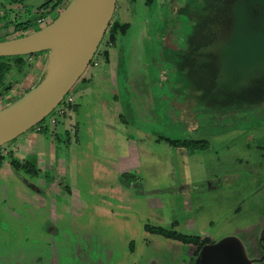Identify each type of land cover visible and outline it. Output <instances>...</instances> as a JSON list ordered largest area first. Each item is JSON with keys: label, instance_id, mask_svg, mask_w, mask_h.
<instances>
[{"label": "rangeland", "instance_id": "rangeland-1", "mask_svg": "<svg viewBox=\"0 0 264 264\" xmlns=\"http://www.w3.org/2000/svg\"><path fill=\"white\" fill-rule=\"evenodd\" d=\"M47 1L23 0L21 10H11L0 0V22L28 25L22 32L0 25V40L36 28L38 14L50 22L66 5L54 11L33 8ZM201 1L155 0L148 5L145 0H116L94 57L69 92L74 101L61 104L65 115L43 132L31 128L3 145L35 144L43 162L33 177L10 166L7 148L0 150L6 155L0 164V264L23 263L39 252L68 261L77 245L91 251L103 244L117 247L128 258L131 241L146 256L145 263L182 264L174 242L148 235L144 227L203 231L216 241L231 238L240 250L261 229L264 105L254 108V103L264 100L263 73L245 75L244 80L256 84L249 91L220 88L226 77L216 76L217 68L206 58L215 36V7L205 0L199 11ZM226 11L223 4L221 16ZM198 13L193 31L205 28L201 38L186 33ZM161 18L167 24L159 37ZM190 47L198 54L181 62L190 65L189 72L179 62L175 68L176 57L181 61L180 54ZM46 52L23 55L29 73L24 77L13 69L8 85L31 82V70ZM199 61V68L193 66ZM179 78L187 89L175 87ZM185 141H195L191 145L199 152L184 156L179 142ZM26 151L24 147L20 156ZM146 245L149 252H144Z\"/></svg>", "mask_w": 264, "mask_h": 264}, {"label": "flooded vegetation", "instance_id": "flooded-vegetation-1", "mask_svg": "<svg viewBox=\"0 0 264 264\" xmlns=\"http://www.w3.org/2000/svg\"><path fill=\"white\" fill-rule=\"evenodd\" d=\"M230 1L227 2L225 0L223 3L222 0H210L211 5L215 7V10H212V13H214L217 21L220 20V22L218 23L215 21L216 23L214 22L212 25V30L215 32V36H213V41L210 42L211 46L213 47L209 49L210 51H208L206 58L210 59V62L215 66V68H217L216 76L221 73L226 77L224 81L221 82L220 88H223V90L226 91V88L232 89V87H244L247 88L246 91H249L248 89H253L256 84L252 81L244 80L246 79L244 78L245 75L257 72L263 73L260 77H264V0ZM223 4L227 9L225 12L226 17L221 16L222 13H220ZM205 5V0H202L198 6L199 11ZM44 18L45 17H40L39 19ZM200 18L201 14L198 13L196 15L194 24H190L186 27V33H192L190 35L191 37L200 35L199 37L201 38V36L205 34L203 33L205 28H203V31L202 29L199 30V34H195L193 31V28H195L196 25L199 26L198 21ZM39 19H36L35 22L37 23V20ZM165 20L163 22V32L165 30V24H167ZM24 26L25 25L17 26L16 30H21V28L23 29ZM27 26L28 25L25 27ZM183 36H185V33ZM201 46L203 45L201 44ZM213 48L216 49L215 52ZM184 51L186 52L183 55ZM184 51L180 54L182 56V60L179 61V55L177 54V59L173 64L176 68V63L179 62L180 67L186 66L187 71L189 72L190 65H181V62L184 60L183 57L186 56L191 62V60L198 54V51H195L191 47ZM175 52L178 53L176 50ZM189 52L190 54L192 53V57H190L191 55H189ZM208 59H205V61L207 62ZM201 61H199L197 64L192 62L194 64L193 66L199 68L198 66ZM177 72L180 71L177 70ZM179 79L180 80H178L177 84H174L175 87H178L179 89H187V83L185 81H181V78ZM8 82L9 79L6 77V83L8 84ZM84 85L88 86L89 83L84 82ZM233 93L234 91L232 94ZM233 95L235 96L236 94L234 93ZM71 96L72 101L70 103L74 101L73 94H71ZM113 97L114 101H116L118 96L114 95ZM262 102H264V100H258L256 105L254 103L255 107H252L257 108L263 106L264 103L262 104ZM64 115L65 112L62 116ZM166 117L169 119L168 115ZM45 118L42 120L43 126L40 128H37V125L33 127L34 132H43L45 127L53 125L48 124ZM170 119L172 120V118ZM53 136L55 139H58V133L57 136L56 134ZM54 137L52 140H54ZM56 142L57 140L55 143ZM191 142L195 141L179 142V144L183 145L184 149H186L183 150L184 156H193L199 152V149L192 147ZM30 147H32L31 150H29ZM4 149H6V147L4 148V146H1L0 150ZM26 150L28 152L26 151L23 157L20 156L21 154L19 155L20 159H17L19 157H15L12 151L6 150V154L10 157V166L16 170L22 169L33 177L38 176L39 173H41L40 165L43 161L41 162V160L37 159V146L35 144L28 145ZM5 156L6 155L4 153H0V163L4 161ZM12 161L16 162L19 167L13 165ZM42 171L44 172V179L49 183L50 178L47 179L48 177L45 175L46 171L44 168ZM144 232L152 236L159 235L166 238L167 240H170L171 242H174L176 250L181 254L180 259L182 264H264V225L261 227V229L256 231L255 234H253L255 232L254 231L246 238L249 239L251 237V240L247 241L245 239V243L242 244V250H240V247L236 241L231 240V238L228 237L226 238L230 239L231 241L223 243L219 248H215V245L221 240H213L210 235L204 233L203 231L196 232V234H190L178 232L174 228H164L162 226L152 227L148 225L144 227ZM32 238L34 242H37L36 237ZM245 248L249 249L250 252L246 253V251H244ZM146 251H150L149 245L145 246L144 252ZM127 253L129 257L124 258L120 256V252L118 251L117 247H111L103 244L100 247H97L96 251H91L90 248H84L77 245L74 246V254L68 261H59L58 257L52 258L49 256H44V253L39 252L37 255L27 257L23 263L12 262L4 264H152L151 260H148L145 263L144 259L146 256H143L142 253L136 250L135 244L132 241L128 245ZM242 256L245 258V261H241Z\"/></svg>", "mask_w": 264, "mask_h": 264}, {"label": "water", "instance_id": "water-1", "mask_svg": "<svg viewBox=\"0 0 264 264\" xmlns=\"http://www.w3.org/2000/svg\"><path fill=\"white\" fill-rule=\"evenodd\" d=\"M115 3L69 0L50 22L45 18L37 29L0 40V57L47 51L36 81L12 102L4 106L0 103V147L41 122L75 86L98 49ZM163 22L164 18L158 22L159 37L164 34ZM55 41L62 46L52 63L50 45ZM231 240L222 239L215 248Z\"/></svg>", "mask_w": 264, "mask_h": 264}, {"label": "crops", "instance_id": "crops-1", "mask_svg": "<svg viewBox=\"0 0 264 264\" xmlns=\"http://www.w3.org/2000/svg\"><path fill=\"white\" fill-rule=\"evenodd\" d=\"M4 2H7V5H8V7L11 9V10H13V9H16V10H21L22 9V1L23 0H3ZM69 0H64V4H66L67 2H68ZM45 3V2H44ZM42 5V4H41ZM40 5V6H41ZM40 6H38V7H33V8H35V10L36 11H38V12H40V11H43L42 9H40ZM47 11H49V9L47 10ZM40 17H38L37 19H39ZM9 23L8 22H0V25L1 26H4V27H12V29H13V31H15L16 30V25L14 26V25H12V24H10V25H8ZM26 30H29V28L28 29H26ZM22 32V31H21ZM17 36V35H16ZM15 37V36H14ZM41 63V61H39V63H36V64H38L37 65V67L39 66V64ZM37 67H33L32 69L33 70H31V73H32V75H33V80L31 81V82H23V83H18V84H14V86H11L10 85V89L8 90V91H2L1 93H0V97L2 96V98H3V101H2V105L4 106V105H6V104H8V103H10V102H12L14 99H16L20 94H22L26 89H28L29 88V86L34 82V80H35V76H37ZM23 72H21V75H23L24 77H27V74L29 73L28 72V70L26 69H23L22 70ZM29 76V75H28ZM28 83V86H26L25 87V85ZM105 102V101H104ZM106 103V102H105ZM6 148H7V150L9 151H12L13 152V154H14V156L15 157H19V155H20V153H21V150L24 148V147H26V149L28 148V145H27V143H26V141H24V142H12L11 144H9V145H6L5 146ZM17 159H20V157L19 158H17ZM1 164V163H0Z\"/></svg>", "mask_w": 264, "mask_h": 264}, {"label": "trees", "instance_id": "trees-1", "mask_svg": "<svg viewBox=\"0 0 264 264\" xmlns=\"http://www.w3.org/2000/svg\"><path fill=\"white\" fill-rule=\"evenodd\" d=\"M145 1H146V4H148V5H152L155 2V0H145ZM63 5H64V0H48L47 2L43 3L40 6V9H42L43 11H46L48 9L50 11H54V10L62 7ZM38 17H44V14H38L37 17L34 18V21H36L35 19H37ZM37 28H38V26L36 27V29ZM111 37L113 39L114 36L112 35ZM43 61H44V58L41 61L40 66H38V68H37V76L39 75V73L41 71ZM24 65H25V60L23 59V56L0 57V93L2 91H8L10 89V85H8L6 83L7 74H9L11 71H13V69H20L19 72L21 73ZM118 65H119V63H118ZM125 65H126V63H125ZM37 76H35L34 82L36 81ZM125 77H127L126 74H125ZM12 164L19 167L18 164L14 161H12ZM22 168H23V166H22Z\"/></svg>", "mask_w": 264, "mask_h": 264}, {"label": "built area", "instance_id": "built-area-1", "mask_svg": "<svg viewBox=\"0 0 264 264\" xmlns=\"http://www.w3.org/2000/svg\"><path fill=\"white\" fill-rule=\"evenodd\" d=\"M44 20H45V18L44 19H39V20H37V23L38 24H41V23H43L44 22ZM70 92V91H69ZM67 93L64 97H63V99H62V101L59 103V105L54 109L56 112V116H50L49 117V119L47 120V123L48 124H54L55 122H56V120H57V116L58 117H60V116H62L63 115V113L65 112V107L63 106V105H61L62 103H64V104H69L71 101H72V96H71V94L70 93ZM3 101V98H2V96L0 97V103ZM41 126H43V122L41 121L40 123H38L37 124V128H40Z\"/></svg>", "mask_w": 264, "mask_h": 264}, {"label": "bare ground", "instance_id": "bare-ground-1", "mask_svg": "<svg viewBox=\"0 0 264 264\" xmlns=\"http://www.w3.org/2000/svg\"><path fill=\"white\" fill-rule=\"evenodd\" d=\"M61 46H62V44L60 42H56V41L50 45V48L52 50V52H51V62L52 63L54 62L55 58H57L56 56L58 55V52L60 51Z\"/></svg>", "mask_w": 264, "mask_h": 264}]
</instances>
